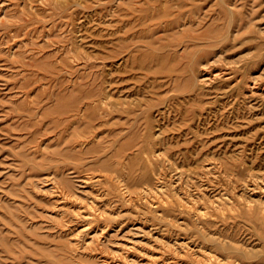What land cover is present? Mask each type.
Instances as JSON below:
<instances>
[{"label":"rangeland","instance_id":"obj_1","mask_svg":"<svg viewBox=\"0 0 264 264\" xmlns=\"http://www.w3.org/2000/svg\"><path fill=\"white\" fill-rule=\"evenodd\" d=\"M262 29L264 0H0V264H155L152 255L179 253L168 239L202 241L178 211L159 218L139 197L196 199L214 213L210 237L230 226L251 242L242 219L226 221L210 202L264 195V182L251 191L264 172V97L241 95L263 71ZM219 56L207 71L234 77L202 86ZM123 183L131 195L118 194Z\"/></svg>","mask_w":264,"mask_h":264},{"label":"bare ground","instance_id":"obj_2","mask_svg":"<svg viewBox=\"0 0 264 264\" xmlns=\"http://www.w3.org/2000/svg\"><path fill=\"white\" fill-rule=\"evenodd\" d=\"M184 2H182L181 4H183ZM186 5V4H185ZM198 6V5H197ZM185 8V7H184ZM195 8V7H194ZM155 9V8H154ZM194 11V10H193ZM94 13V12H93ZM186 14V13H185ZM181 16H183V15H181ZM180 16V17H181ZM185 16V15H184ZM198 16H199V14H198ZM197 17V16H196ZM201 18V17H200ZM185 19H186V16H185ZM199 20H201V19H199ZM192 21V20H191ZM192 23V22H191ZM201 24V23H200ZM196 25V24H195ZM194 25V26H195ZM198 25H199V22H198ZM197 26V25H196ZM196 28V27H195ZM199 29V28H198ZM196 30V29H195ZM195 30H193V32L195 31ZM184 31V30H183ZM199 32V31H198ZM262 33V36L264 37V29H262V30H260V32H259V34H261ZM181 34V33H180ZM199 34V33H198ZM219 35V34H218ZM212 38H214V37H212ZM211 39V38H210ZM219 39H217V41H218ZM223 40V39H222ZM220 41V40H219ZM217 43V42H216ZM219 43H221V42H219ZM214 44V43H213ZM218 44V43H217ZM216 44V45H217ZM221 53H222V51H220ZM218 55V53L216 54V56ZM224 55V54H223ZM264 57V56H263ZM219 58H220V56L219 57H217L216 59H214V61L213 62H209V63H207L204 67H203V72H204V74L203 75H201L200 76V83H201V85L202 86H206V87H208V86H210V88H211V86L214 84V82H215V80H217V78L219 77V78H221V77H224V82H227L228 80H232V77H234V76H232V71H233V69H232V71L231 72H228L227 70H219L220 72H218V73H215V74H213V72H208L207 71V69L210 67V65H211V63H214V62H219L220 60H219ZM261 61V60H260ZM208 66V67H207ZM227 68V67H226ZM229 68V67H228ZM262 69H263V71H262V73L259 75V76H255V75H251L250 76V78L248 77V79H249V81H247V82H245V84L244 85H246V91L243 89L242 91L244 92V93H241V95H244V100H245V98L246 99H249V102H251V101H254V99H257L258 98V96H259V98L261 97H264V87H263V84H261V81L264 79V64L262 65V67H261ZM235 70H236V68H234ZM202 70V69H201ZM201 70H200V72H201ZM236 73V72H235ZM253 74V73H252ZM198 79V78H197ZM195 81H196V84H197V80L196 79H194ZM236 80V79H235ZM242 80V79H241ZM241 80H239L238 82H237V84L239 83V82H242ZM217 82V81H216ZM215 82V83H216ZM229 82V81H228ZM243 82H244V80H243ZM242 82V83H243ZM199 83V84H200ZM262 83H263V81H262ZM231 84V83H230ZM214 86V85H213ZM240 86H242V84H238V88L239 89H242V88H240ZM243 87V86H242ZM235 88V85H234V87L233 88H231V89H233V91L235 90L234 89ZM244 88V87H243ZM200 89H202V88H200ZM206 89V88H205ZM223 89V88H222ZM221 89V90H222ZM220 90V89H219ZM220 90V91H221ZM226 90V89H225ZM238 90V89H237ZM201 91V90H200ZM211 91V90H210ZM214 91H215V89H214ZM217 91V90H216ZM224 92V91H223ZM228 92H226V94H227ZM225 94V93H224ZM223 94V95H224ZM225 94V95H226ZM229 97V96H228ZM227 97V98H228ZM241 97V96H240ZM260 98V99H261ZM241 99V98H240ZM264 99V98H263ZM236 101V100H235ZM259 101V100H258ZM245 102V101H244ZM248 102V101H247ZM248 102V103H249ZM260 102H261V100H260ZM255 103V102H254ZM258 103V102H257ZM263 103V102H262ZM94 104H97L98 105V102L97 103H94ZM101 104H102V102H101ZM108 104V103H107ZM243 104V103H242ZM251 104V103H250ZM256 105V104H255ZM101 106V105H100ZM104 106H105V104H104ZM248 106V105H247ZM107 107V106H106ZM109 107V106H108ZM110 108V107H109ZM244 108H245V106H244ZM248 108V107H247ZM250 108V107H249ZM253 109H254V107H253ZM257 109V108H256ZM246 110V109H245ZM253 111V110H252ZM251 112V111H250ZM247 114V113H246ZM250 115V114H249ZM253 116H254V114H253ZM257 116V115H256ZM155 135V134H154ZM98 139V138H97ZM96 141V140H95ZM149 142V141H148ZM153 142V141H152ZM83 144H84V142H83ZM85 144H87V145H89L90 144V142H89V144L88 143H85ZM115 144V143H114ZM149 144V143H148ZM147 144V145H148ZM45 145V144H44ZM81 145V144H80ZM80 145H78V146H80ZM155 145V144H154ZM85 147V146H84ZM84 147H83V149H84ZM144 147H145V145H144ZM148 147H150V146H148ZM143 148V147H142ZM153 148V147H152ZM77 149H79V147L77 148ZM118 149V148H117ZM119 150V149H118ZM145 150V149H144ZM153 150H154V148H153ZM85 152V151H84ZM115 153V152H114ZM147 153V152H146ZM149 153V152H148ZM154 153V152H153ZM157 153V151H155V154ZM150 154V153H149ZM116 155H117V152H116ZM151 156L153 155V154H150ZM161 154H159V156H160ZM113 156H115V155H113ZM121 156H122V153H121ZM146 157H147V154L145 155ZM153 156H155V155H153ZM158 156V155H157ZM158 156V157H159ZM120 157V156H119ZM118 157V158H119ZM126 157V156H125ZM145 157V158H146ZM115 158V157H114ZM123 158H124V156H123ZM122 158V159H123ZM127 158V157H126ZM149 158V157H148ZM157 158V157H156ZM155 158V159H156ZM125 159V158H124ZM160 159V158H159ZM166 159H168L167 157H166ZM111 160H113V159H111ZM121 160V159H120ZM149 160V163L151 164V162H150V159H148ZM157 160H158V158H157ZM163 160V159H162ZM165 160V159H164ZM169 160V162H170V159H168ZM125 161H126V159L124 160V163H125ZM167 161V160H166ZM172 161V160H171ZM116 162V161H115ZM162 162H164V161H162ZM162 162H160L159 164L161 165V166H163V164H162ZM112 163V162H111ZM127 164H128V162H126ZM147 163V162H146ZM115 164V163H114ZM118 164V163H117ZM159 164H158V166H159ZM168 164V163H167ZM121 165V164H120ZM155 165V164H154ZM170 165V164H169ZM109 166H111V165H109ZM119 166V165H118ZM118 166H117V169H118ZM122 166V165H121ZM126 166V165H125ZM144 166V165H143ZM160 166V167H161ZM206 166V165H205ZM210 166V165H209ZM206 167L207 169L206 170H208L209 172L210 171H212V169H214V170H216V164H215V166H214V168L211 166V167ZM155 167V166H154ZM167 167H169V166H167ZM203 167V166H202ZM219 167H221V166H219ZM121 168V167H120ZM125 168V167H124ZM144 168H146V167H144ZM162 168V167H161ZM166 168V167H165ZM204 168V167H203ZM203 168H202V171H203ZM75 169V168H74ZM73 169V170H74ZM158 169V168H157ZM160 169V168H159ZM125 170V169H124ZM213 170V171H214ZM218 171H220V170H222V169H217ZM55 171V170H54ZM112 171V170H111ZM120 171V170H119ZM118 171V172H119ZM156 171V170H155ZM162 171H163V169H162ZM212 171V172H213ZM225 171V170H224ZM232 171V170H231ZM261 171V170H260ZM264 171V170H263ZM262 171V172H263ZM118 172H113V173H117L116 174V176H117V179L120 181V182H124V179H122L124 176H122V175H119V173ZM121 172L123 173V170H121ZM153 172V171H152ZM157 172V171H156ZM160 172V171H159ZM54 173V175L53 176H50L51 178H49V180L48 181H51L52 182V191L51 192H55L56 193V196H58V198H59V200H61V193L63 192V194H64V191H62L61 190V186H60V183H59V181H58V178H59V176H58V174L56 173V172H53ZM134 173V172H133ZM136 173V172H135ZM147 173V172H146ZM146 173H143L144 175L146 174ZM154 173V172H153ZM158 173V172H157ZM201 173H203V172H201ZM214 173V172H213ZM212 173V174H213ZM216 173V172H215ZM219 173V172H218ZM127 174V173H126ZM242 174V173H241ZM153 175V174H152ZM158 175H159V173H158ZM207 175H208V173H207ZM211 175V174H210ZM214 175V174H213ZM213 175H211V176H213ZM232 175V174H231ZM230 175V176H231ZM107 176V175H106ZM111 176H113V174L111 175ZM126 176V175H125ZM135 176V175H134ZM134 176H133V178H134ZM155 176H156V178H158L159 176H157L156 174H155ZM161 176V175H160ZM165 176V175H164ZM202 176V175H201ZM220 175H218V176H216L217 178L219 177ZM224 176V175H223ZM96 177V176H95ZM130 177V176H129ZM139 177V176H138ZM141 177V176H140ZM162 177V176H161ZM199 177V176H198ZM204 177V176H203ZM206 177H209V175L208 176H206ZM225 177H226V175H225ZM225 177H223V178H225ZM228 177V176H227ZM93 178V177H92ZM121 178V179H120ZM144 178V177H143ZM193 178V177H192ZM201 178V177H200ZM230 178V177H229ZM228 178V179H229ZM234 178V177H233ZM232 178V179H233ZM70 179V178H69ZM98 180L97 181H110V179L111 178H108V176L107 177H103V175L102 176H98V178H97ZM140 179V178H139ZM151 179L152 178H150V181H151ZM195 179V178H194ZM210 179V178H209ZM208 179V180H209ZM216 179V178H215ZM227 179V178H226ZM237 179V178H236ZM83 180V179H82ZM90 180H91V178H88V176H87V178H86V182H87V184H89L90 183ZM112 180V179H111ZM154 180V179H153ZM156 180V179H155ZM161 180V179H160ZM163 180V179H162ZM182 180H183V178H182ZM181 180V181H182ZM190 180H191V178H190ZM207 180V179H206ZM213 180V179H212ZM219 180H220V177H219ZM47 181V180H46ZM85 181V180H84ZM105 181V182H106ZM116 181V180H115ZM139 181H141V179L140 180H138V182ZM142 181H143V185H145V184H147V185H149V187L151 186L150 185V181L149 180H146V181H148L149 182V184L148 183H145L144 182V179H142ZM180 181V180H179ZM180 181V182H181ZM201 181V180H200ZM214 181V180H213ZM212 181V182H213ZM218 181V180H217ZM254 181L256 182V184L254 185V188L251 190V191H253V194L255 193L254 191H258L257 189H259V187H258V185H257V182H264V172L263 173H261V174H256V175H254ZM93 182H95V181H93ZM164 182V181H163ZM195 182V181H194ZM211 182V181H210ZM219 182V181H218ZM97 183V182H96ZM112 183H113V181H112ZM115 183H117V182H115ZM115 183H113L114 185H115ZM126 183V182H125ZM128 183V182H127ZM142 183V182H141ZM145 183V184H144ZM174 183V182H173ZM172 183V184H173ZM247 183V182H246ZM100 184V183H99ZM107 184V183H106ZM120 184V183H119ZM162 184H164V183H162ZM176 184V183H175ZM178 184H179V182H178ZM198 184H200V182L198 183ZM202 184V183H201ZM209 184V183H208ZM207 184V185H208ZM211 184H213V183H211ZM91 185V184H90ZM121 185V184H120ZM119 185V186H120ZM128 185V184H127ZM126 184H124L123 183V187H122V189H120V191L119 190H117V191H119V193L118 194H120L121 195V197H125L126 196V194L128 195V194H130L131 193V191H130V189H129V186H127ZM138 185V183L136 182V185L135 186H137ZM142 185V186H143ZM146 185V186H147ZM155 185V184H154ZM161 185V184H160ZM159 185V186H160ZM195 185V184H194ZM235 185V184H234ZM243 185H245V182H244V184ZM118 186V185H117ZM139 186V185H138ZM137 186V187H138ZM163 186H165V185H163ZM171 186V185H170ZM185 186V185H184ZM206 186V185H205ZM114 187H116V186H114ZM140 187V189H141V186H139ZM144 187V186H143ZM142 187V189H145V188H143ZM148 187V186H147ZM172 187H173V185H172ZM202 187V186H201ZM245 188L247 187L246 185L244 186ZM117 188V187H116ZM133 188V187H132ZM154 188V187H153ZM156 188H157V185H156ZM165 188V187H164ZM175 188V187H174ZM195 188V187H194ZM204 188V187H203ZM202 188V189H203ZM214 188V187H213ZM79 189V188H78ZM77 189V190H78ZM134 189V188H133ZM176 189H177V186H176ZM198 189V188H197ZM197 189H195V190H197ZM201 189V188H200ZM201 189V190H202ZM212 189V188H211ZM224 189V188H223ZM116 190V189H115ZM115 190H114V192H115ZM205 190H206V188H205ZM246 190V189H245ZM140 191H142V190H140ZM139 191V192H140ZM150 192V194H151V191L148 189V188H146L145 189V191L144 192ZM155 191V190H154ZM182 191V190H181ZM180 191V192H181ZM199 191V190H198ZM207 191H208V189H207ZM206 191V192H207ZM210 191V190H209ZM208 191V192H209ZM223 191V190H222ZM226 191V190H225ZM225 191H223L224 192V194H225ZM246 191H249V190H246ZM139 192H137L138 194H139V196H144V195H142V192L141 193H139ZM157 192L159 193V194H161L162 195V192H163V187L161 186V187H159L158 189H157ZM156 192V193H157ZM177 192V191H176ZM175 192V193H176ZM179 191H178V193H180ZM200 192V191H199ZM205 192V193H206ZM174 193V194H175ZM182 193V192H181ZM192 193V192H191ZM204 192H203V194H205ZM213 193H215V192H213ZM249 193V192H248ZM66 194H68V193H66ZM137 194V195H138ZM145 194V193H144ZM147 194V193H146ZM158 194V195H159ZM167 194V193H166ZM182 194H185V193H182ZM182 194H180V196L182 195ZM197 194H198V192H197ZM208 194V193H207ZM219 194V193H218ZM70 195V194H69ZM106 195V194H105ZM120 195H119V197H120ZM131 195V194H130ZM165 195V194H164ZM188 195H190V194H188ZM195 195V194H194ZM200 195H202V194H200ZM200 195H198V196H200ZM261 195V194H260ZM68 196V195H67ZM71 196V195H70ZM129 196V195H128ZM127 196V197H128ZM150 196V195H149ZM186 196V195H185ZM198 196L196 195V197H197V199H198ZM210 196H212V195H210ZM228 196V195H227ZM63 197V196H62ZM118 197V196H117ZM119 197H118V199H119ZM177 197V196H176ZM179 197V196H178ZM183 197L184 196H182L181 198L179 197V199L177 198V200L176 201H174V200H170V201H168V200H161L162 199V197H161V201H158V202H156V200L154 201V200H148V199H146L145 197L143 198V197H139L140 198V200H142L143 202H146V205H147V203L148 204H150V205H147V206H150L152 209H154L155 210V212H156V214L158 215L159 214V218L161 217V218H164L166 215H165V211L166 210H170V211H173V210H171V209H174L175 211H178L179 213L178 214H180V215H182V217L184 216V218L183 219H185L184 220V222L185 221H188L187 222V228L189 229V227H190V230H192L195 234H197V235H199V236H201V242L200 241H194L195 240V238H194V240H190V242H188L187 241V239L186 238H180V239H178V237L176 238V241L175 240H173L172 238V240L174 241V243H172L173 241L172 240H169L168 239V243L169 244H172V245H175V246H177L178 245V248H175V250L174 251H179V253L178 252H174L175 254H170L169 255V253L167 252V253H165V254H160L159 255V257H157V256H151L150 257V259H151V261L153 260V262L155 263V264H264V195H262V196H260L256 201H254V200H252V199H246L245 201H242V202H240L239 204L238 203H236L235 201H232V202H229L228 200L227 201H224L223 200V205H222V203H220L219 201L217 202L216 201V196H215V201L213 200V201H211L210 202V205H211V203L213 202V203H217V205L215 206V208L214 209H216L217 211H222V212H220L221 214H222V217L227 221V220H231V219H234V220H236L237 219V217H239L240 219H242V223H243V228H246L248 231H249V233H250V237L248 238V239H251V242L253 241L252 240V238H254L255 240H257L258 241V243H259V247L258 246H256V244H254V245H252V243L251 242H248V241H250V240H246L245 242H240L239 241V239L238 238H236L235 237V235L233 234V235H231L228 231H229V227H228V229L227 228H225V230H221V232L219 233V237L218 238H213V237H210V234H207L206 233V228L209 226V225H215V223H213V222H210V221H208V218L209 217H211V216H214L213 214V212H211V211H209V206L207 205V204H201V203H199L198 201H196V199H195V201H189L188 199H186V200H184L183 199ZM194 197V196H193ZM196 197H194V198H196ZM202 198H203V196H201ZM200 197V198H201ZM205 197V196H204ZM230 197V196H229ZM66 198V197H65ZM65 198L63 197L62 199H64L65 200ZM138 198V197H137ZM156 198V197H155ZM159 198V197H158ZM166 198H168V195H167V197ZM170 198V197H169ZM189 198H190V196H189ZM193 198V199H194ZM208 198H209V196H208ZM231 198V197H230ZM240 198V197H239ZM132 199H134V197H132ZM132 199H130L131 200V202H132ZM151 199H153V198H151ZM176 199V198H175ZM205 199V198H204ZM203 199V200H204ZM207 199V198H206ZM210 199V198H209ZM243 199V198H242ZM126 200H128V199H126ZM125 200V201H126ZM191 200V199H190ZM199 200V199H198ZM203 200H202V202H203ZM212 200V199H211ZM230 200V199H229ZM86 201V200H85ZM116 201H119V200H116ZM123 201H124V199H123ZM123 201H121V202H123ZM125 201L123 202V203H125ZM134 201V200H133ZM138 201V200H137ZM155 203H154V202ZM208 201V200H207ZM127 202V201H126ZM130 202V203H131ZM135 202V201H134ZM201 202V201H200ZM209 202V201H208ZM92 204H93V202H91ZM95 203V202H94ZM110 203V202H109ZM112 203V202H111ZM127 203H129V202H127ZM136 203V202H135ZM83 204V203H82ZM91 204V205H92ZM96 204V203H95ZM137 204V203H136ZM138 204H139V202H138ZM140 204H141V202H140ZM145 204V203H144ZM107 205H109V204H107ZM111 205V204H110ZM141 205H143V204H141ZM212 205H214V204H212ZM212 205H211V207H212ZM69 206V205H68ZM89 206V205H88ZM96 206H97V204H96ZM106 206V205H105ZM222 206V207H221ZM94 206H92V208H93ZM112 207V206H111ZM137 207H139L138 205H137ZM228 207H230V210L233 212L234 211V209H236V208H240L241 210H243V212L245 213V212H247L248 214H249V218H246V217H244V216H241V214L240 215H238V216H235L234 214H230V215H227L225 212L228 210L227 208ZM91 208V207H90ZM101 208V207H100ZM105 208V207H104ZM140 208V207H139ZM141 208H143V207H141ZM94 209V208H93ZM92 209V210H93ZM105 210V209H104ZM212 210V209H211ZM238 210V209H237ZM146 211V210H145ZM214 211V210H213ZM217 211H214V212H216L217 213ZM77 212V211H76ZM91 214V213H90ZM89 215V214H88ZM80 216H82V215H80ZM92 216V215H91ZM91 216H89V217H91ZM172 216V215H171ZM154 217V216H153ZM169 217V216H168ZM215 217H216V214H215ZM221 217V218H222ZM92 218H94L93 216H92ZM166 218V217H165ZM164 218V219H165ZM169 218H172V217H169ZM174 218V217H173ZM180 218V217H179ZM179 218H177L176 219V221H177V223L179 222L178 220H179ZM158 219V218H157ZM217 219V218H216ZM216 219H215V221H216ZM166 220V219H165ZM209 220H212L211 218H209ZM218 220V219H217ZM160 221V220H159ZM226 221H223V222H225L226 223ZM138 222V221H137ZM142 222H143V220H142ZM170 222V221H169ZM172 222V221H171ZM183 222V223H184ZM182 223V224H183ZM186 223V222H185ZM217 223V222H216ZM221 223V222H220ZM233 223V222H232ZM144 224V223H143ZM181 224V223H180ZM179 224V225H180ZM227 224V223H226ZM107 225H109V224H107ZM106 225V226H107ZM169 225V224H168ZM172 225V224H171ZM218 225V224H217ZM228 225V224H227ZM234 227H236V223L234 222ZM183 226H185V225H182V227ZM189 226V227H188ZM237 226H238V224H237ZM108 227V226H107ZM186 227V226H185ZM234 227H232V228H234ZM113 228V227H112ZM119 228V227H118ZM128 228V227H127ZM179 228H181V226H179ZM209 228V227H208ZM139 229V228H138ZM186 229V228H185ZM104 230V229H103ZM103 230H102V233H103ZM107 230V229H106ZM141 230V229H140ZM139 230V231H140ZM165 231V230H164ZM208 231V230H207ZM219 231V230H218ZM234 231V230H233ZM245 231V230H244ZM252 231H254L253 233H255L254 235H253V233H252ZM150 232H151V230H150ZM182 232V231H181ZM191 232V231H190ZM189 232V233H190ZM101 233V234H102ZM157 233V232H156ZM162 233V232H161ZM187 233V232H186ZM216 233V232H215ZM158 234V233H157ZM174 234V233H173ZM172 234V235H173ZM179 234V233H178ZM177 234V235H178ZM78 235V234H77ZM80 235V234H79ZM79 235H78V237H79ZM214 235V234H213ZM249 235V234H248ZM248 235H246V236H248ZM95 236V235H94ZM170 236H171V234H170ZM184 236V235H183ZM196 236V235H195ZM77 237V236H76ZM181 237V236H180ZM149 238V237H148ZM246 238V237H245ZM94 239V238H93ZM161 239V238H160ZM106 240H108V239H106ZM151 240V239H150ZM244 241V240H243ZM108 243H109V240L107 241ZM72 243V242H71ZM70 243V244H71ZM103 243V242H102ZM104 244V243H103ZM108 245V244H107ZM106 246V245H105ZM261 246V247H260ZM163 247H166V246H163ZM162 247V248H163ZM134 248V247H133ZM138 248V247H137ZM130 249H132V248H130ZM88 250V249H87ZM121 250V249H120ZM133 250V249H132ZM163 250V249H162ZM165 251H166V249H164ZM170 250V249H169ZM181 250V251H180ZM81 251V250H80ZM140 252V251H139ZM161 252V251H160ZM159 252V253H160ZM173 252V251H172ZM113 253V252H112ZM122 253V252H121ZM128 253V252H127ZM126 253V254H127ZM163 253H164V251H163ZM167 254V255H166ZM142 255V254H141ZM180 255H182V256H180ZM136 256V255H135ZM126 257V256H125ZM125 257L123 256V258L122 259H125ZM139 257V256H138ZM141 257V256H140ZM107 258H109V257H107ZM113 258V257H112ZM114 259H117V257L115 256L114 257ZM122 259L120 258L119 260H117V261H119L120 262V260L122 261ZM137 259V258H136ZM103 260V259H102ZM106 260V259H105ZM126 260H128V262L131 260H133V259H130L129 260V258H126ZM146 260H149V259H146ZM104 261V260H103ZM111 261V260H110ZM114 261V260H113ZM116 261V260H115ZM116 261V262H117ZM130 261V262H131ZM134 261L135 260H133V264H135L134 263ZM144 261V260H143ZM150 261V262H151ZM98 262H99V260H98ZM100 262H101V260H100ZM107 262H108V260H107ZM112 262V261H111ZM122 262H124V261H122ZM122 262H120L121 264H123ZM127 262V263H128ZM139 262V261H138ZM102 263V262H101ZM100 263V264H101ZM115 263V262H114ZM103 264V263H102ZM108 264H109V262H108ZM139 264V263H138ZM146 264V263H145ZM148 264V263H147ZM151 264V263H150Z\"/></svg>","mask_w":264,"mask_h":264}]
</instances>
